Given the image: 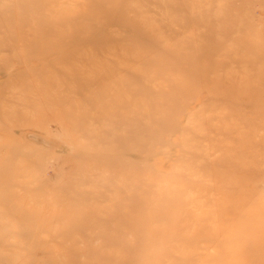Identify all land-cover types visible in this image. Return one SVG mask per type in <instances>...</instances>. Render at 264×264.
Listing matches in <instances>:
<instances>
[{"label":"rangeland","instance_id":"1","mask_svg":"<svg viewBox=\"0 0 264 264\" xmlns=\"http://www.w3.org/2000/svg\"><path fill=\"white\" fill-rule=\"evenodd\" d=\"M0 264H264V0H0Z\"/></svg>","mask_w":264,"mask_h":264}]
</instances>
